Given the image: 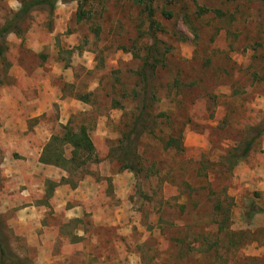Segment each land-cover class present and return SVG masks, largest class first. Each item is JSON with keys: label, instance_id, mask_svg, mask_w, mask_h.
Listing matches in <instances>:
<instances>
[{"label": "rangeland", "instance_id": "obj_1", "mask_svg": "<svg viewBox=\"0 0 264 264\" xmlns=\"http://www.w3.org/2000/svg\"><path fill=\"white\" fill-rule=\"evenodd\" d=\"M24 1L0 0V30ZM142 1L161 30L134 0H58L0 45V264H264V135L228 171L248 128L264 127V3ZM146 62L136 175L117 157L146 101ZM12 83L22 112L34 89L47 111L21 114L10 142ZM82 126L101 162L72 187L40 157Z\"/></svg>", "mask_w": 264, "mask_h": 264}, {"label": "trees", "instance_id": "obj_2", "mask_svg": "<svg viewBox=\"0 0 264 264\" xmlns=\"http://www.w3.org/2000/svg\"><path fill=\"white\" fill-rule=\"evenodd\" d=\"M58 0H26L22 3L21 9L13 13L11 17L7 20L3 28L0 30V45L4 42V39L10 35H21L22 34V26L23 23L31 16V14L35 10H48L49 14L52 16L55 12L56 5ZM62 1H79L81 4H87L90 1H96L99 3H105L113 0H62ZM122 1V0H115ZM136 3H142L145 5L148 12V19L150 21V29L154 30V27L161 30L160 23H157L154 19V10L144 1L142 0H134ZM174 1V0H171ZM252 1V0H247ZM264 3V0H260ZM199 15H203L209 13L210 11L204 8H199ZM165 16L168 18L172 17V13H165ZM156 29V30H157ZM155 30V31H156ZM149 67L147 62L145 63V67L142 73V80L144 82L145 87V98L144 105L140 110V117L137 118L132 133L127 136L125 139V146L122 147V154L119 155L118 161L122 162L121 168L123 170H128L138 175V165L134 164L136 159V152L134 151V143L132 144V137L136 135L138 139L143 132H148L149 127L148 123L142 119V116L146 115L148 110V105L146 102L147 96L149 94V81L150 77L146 74V68ZM264 135V127L263 129L255 127L248 128L245 132V135L240 142L238 148L233 151L229 160L234 161V163L230 166L229 172H231L240 161L246 159L251 153L255 143ZM136 139V140H137ZM126 148V149H125ZM69 150V151H68ZM126 153H125V151ZM134 154V156H133ZM132 155L134 157L133 161H127L124 159L125 156ZM113 158V157H112ZM111 158V159H112ZM40 162L45 165L55 166L57 168H61L66 171L69 175V179H63L61 181L67 184H70L72 187H76V183H71L74 176L77 174H81L87 167L92 164L100 163V159L97 155L95 145L92 141L90 133L88 129L84 126L80 127L78 130H68L62 136H54L51 138L50 142L43 149ZM71 179V180H70ZM2 255L4 252L2 250Z\"/></svg>", "mask_w": 264, "mask_h": 264}, {"label": "crops", "instance_id": "obj_3", "mask_svg": "<svg viewBox=\"0 0 264 264\" xmlns=\"http://www.w3.org/2000/svg\"><path fill=\"white\" fill-rule=\"evenodd\" d=\"M23 87H24L23 83L9 84V122H12V123L15 121H17L18 123L21 122V127H18L16 124H10L11 125V126H9V140H10V142H13L14 139L17 137H19V138L23 137V134L19 133V128H20V130L23 131L24 130L23 125L25 124V122H22V119L16 120L21 114H22V116L26 115V117H25L26 118L25 121H26V120H30L32 118H36L38 116H42L47 111L46 107L44 106V101L41 100L42 96L37 97L36 96L37 94H36L35 89H34L32 91V94L38 103L37 107H29L28 110L24 111L25 113L22 112L21 110L25 109L24 108V103H25L24 97H25V95L22 93ZM28 104L29 103L27 102V105ZM21 105H22L23 109L20 107ZM10 130H13V132H11ZM14 131L16 133H14ZM45 217H46L45 216V210H43L41 212V218H42V220L40 221L41 227H42V222H43ZM56 260L61 261V264H69L68 261H66V260H62V259H56Z\"/></svg>", "mask_w": 264, "mask_h": 264}]
</instances>
